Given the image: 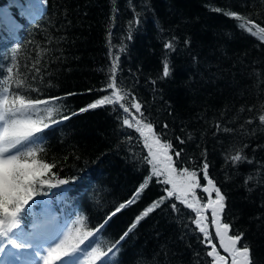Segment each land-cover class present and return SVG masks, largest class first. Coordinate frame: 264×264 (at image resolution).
Listing matches in <instances>:
<instances>
[{"label": "trees", "instance_id": "16d2710c", "mask_svg": "<svg viewBox=\"0 0 264 264\" xmlns=\"http://www.w3.org/2000/svg\"><path fill=\"white\" fill-rule=\"evenodd\" d=\"M249 19L253 24L242 28ZM20 22L14 37L0 28V99L59 97L56 118L71 116L38 145L37 158L55 165L52 183H69L38 188L21 222L29 237L49 217L71 226L83 215L89 228L98 227L150 175L146 150L139 134L122 125V110L78 111L105 94L98 90L115 60L120 86L138 98L163 139L183 149L177 166L198 170L206 154L210 177L226 197L223 221L230 234H244L240 244L250 247L252 264H264V39L258 31L264 0H45L39 17ZM170 42L174 48L165 49ZM238 154L242 159L233 162ZM161 195L162 186L151 179L97 237L101 249L107 252ZM172 203L181 210L173 211ZM192 218L169 198L109 261L212 264Z\"/></svg>", "mask_w": 264, "mask_h": 264}, {"label": "snow or ice", "instance_id": "6c2138e0", "mask_svg": "<svg viewBox=\"0 0 264 264\" xmlns=\"http://www.w3.org/2000/svg\"><path fill=\"white\" fill-rule=\"evenodd\" d=\"M229 15L237 17L236 13ZM249 24H253L251 19L241 27ZM247 30L252 31L251 27ZM258 31L261 39H264V27L258 26ZM164 48L173 49L174 46L170 42L164 44ZM111 52L110 48V55ZM170 70V65L165 59L163 63L165 78L170 75ZM8 71L11 72V68ZM117 71L118 65L114 60L105 85L98 90L105 94L78 111L84 113L107 106H111L113 112L122 110L124 117L122 125L134 129L135 133L139 134L138 139L142 141V148L146 150L144 162L150 166L151 171L132 197L116 206L108 219L96 228H89L86 217L80 215L71 226L64 224L58 229H45L46 234L40 239L25 235L21 229L22 217L31 206L30 202L35 203L34 197L40 195L38 188L44 186L53 188L69 183L66 179H59L53 184L51 177H54L55 173L51 170L55 165L44 162L37 156L42 151L38 145L47 133L54 131L56 126L69 120L71 116L62 114L59 115V119L56 118L60 114L58 105L61 98L59 97L25 99L23 95H17L11 101L7 96L0 100V264H8L9 257L19 260L21 253L27 254L25 264H97V262L115 264L108 258L116 252L120 244L143 219L164 205L169 198H173L179 205L194 213V218L190 221L195 225L193 231L198 230V233L202 234L201 243L211 246V250L207 251L206 255L212 258V264H227V257L231 258V264H252L250 247L240 244L244 234H230V224L222 219L226 209V197L210 177V165L206 154L198 170L186 166L178 167L177 162L183 149L176 150L170 141L164 140L155 130L154 124L145 117L143 105L138 98L126 92L118 83ZM4 91L7 93L8 89L5 88ZM67 95L74 94H65L63 99H66ZM133 109L135 113L132 112ZM260 120L264 121V116H260ZM167 127L165 123L164 128ZM177 140L181 144L186 142L180 137H177ZM241 159L239 154L232 157L233 162ZM201 172L203 180L206 181L204 185L200 182ZM153 178L162 186L164 195L147 205L108 251H103L97 237L106 229L113 217L137 202ZM198 189L207 194V202H202V197L197 194ZM170 207L175 212L181 210L177 203H172ZM209 211L210 216L207 214ZM211 229H214V236ZM197 239L200 240V237L198 236ZM217 240L218 248L227 256L220 254L214 243ZM81 257H83L82 261Z\"/></svg>", "mask_w": 264, "mask_h": 264}, {"label": "rangeland", "instance_id": "374dc122", "mask_svg": "<svg viewBox=\"0 0 264 264\" xmlns=\"http://www.w3.org/2000/svg\"><path fill=\"white\" fill-rule=\"evenodd\" d=\"M4 3L5 4H9L11 6V8L15 9V7H16L15 6V3H17V2L16 1L11 2V0H5ZM37 14H38V12H37ZM0 100H3V99L1 98ZM201 177H202V174H201ZM201 184L202 185L206 184V181H204ZM198 191H200L204 195V197H205V199H204L203 202H207V194L206 193H203L201 189H198L197 192ZM213 198H214V194H213ZM207 214L210 216V214H211L210 211ZM48 220H49L48 221V224L47 223H43V222H41L40 224H37L38 226L35 227V228H33L32 232L30 233V237L36 238V239H40L42 236H44L46 234L45 229H47V230H54V229H58L59 227H61L60 224H57L55 222H52V218L49 217ZM40 226H43V227H40ZM24 233H25L26 236H28L26 234V232H24ZM211 233L214 236V229H211ZM214 243L216 244V246L218 248V243H219L218 240L217 241H214ZM208 246H209V250H211V246L210 245H208ZM218 250H219V252H220L221 255L227 256V254L224 253L222 249H219L218 248ZM26 259H27V254L26 253H21L19 260L15 259L14 257H9L8 258V264H25V260ZM33 259H35V258H33ZM227 264H231V258L230 257H227Z\"/></svg>", "mask_w": 264, "mask_h": 264}, {"label": "bare ground", "instance_id": "6f19581e", "mask_svg": "<svg viewBox=\"0 0 264 264\" xmlns=\"http://www.w3.org/2000/svg\"><path fill=\"white\" fill-rule=\"evenodd\" d=\"M44 2H45L44 0H31V1H28L29 6L32 8V10L28 9V11L33 13V11L38 10V7L42 8L44 6ZM21 4L26 6V4H24L22 2H21ZM31 15H33V14H31ZM4 16L8 17L7 13H5ZM25 16H26V14H25Z\"/></svg>", "mask_w": 264, "mask_h": 264}, {"label": "water", "instance_id": "95a60500", "mask_svg": "<svg viewBox=\"0 0 264 264\" xmlns=\"http://www.w3.org/2000/svg\"><path fill=\"white\" fill-rule=\"evenodd\" d=\"M44 6H45V4H44ZM44 6L40 9V11L39 12H43L44 11ZM0 15L1 16H3L4 14H3V12H2V9H0ZM39 15V14H38ZM38 15H36V17H38ZM7 19H8V17H6ZM0 21H3L2 19H1V17H0ZM8 21H9V19H8Z\"/></svg>", "mask_w": 264, "mask_h": 264}]
</instances>
